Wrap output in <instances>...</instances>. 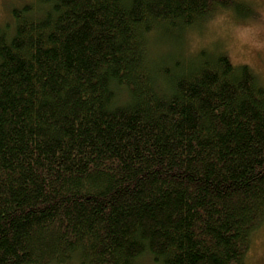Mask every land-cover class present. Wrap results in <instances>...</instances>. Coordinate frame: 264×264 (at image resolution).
<instances>
[{
  "label": "trees",
  "instance_id": "trees-1",
  "mask_svg": "<svg viewBox=\"0 0 264 264\" xmlns=\"http://www.w3.org/2000/svg\"><path fill=\"white\" fill-rule=\"evenodd\" d=\"M226 12L245 21L253 8L11 10L0 25V264H246L264 227V85L222 52L181 51L189 30Z\"/></svg>",
  "mask_w": 264,
  "mask_h": 264
},
{
  "label": "rangeland",
  "instance_id": "rangeland-1",
  "mask_svg": "<svg viewBox=\"0 0 264 264\" xmlns=\"http://www.w3.org/2000/svg\"><path fill=\"white\" fill-rule=\"evenodd\" d=\"M28 1V0H27ZM252 6L251 18L239 21L232 12L215 16L202 28L189 30L181 49L184 56H191L204 49L226 54L234 66L247 65L264 85V0H238ZM26 0H0V25L10 24L11 10L19 8ZM156 44V48H162ZM159 59L176 57L174 50L157 53ZM141 264H154L149 256ZM246 264H264V227L254 234L246 256Z\"/></svg>",
  "mask_w": 264,
  "mask_h": 264
}]
</instances>
